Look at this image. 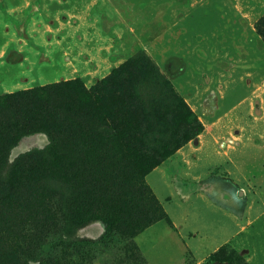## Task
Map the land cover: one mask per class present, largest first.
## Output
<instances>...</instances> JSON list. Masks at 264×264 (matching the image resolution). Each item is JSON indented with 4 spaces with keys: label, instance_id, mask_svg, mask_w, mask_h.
Wrapping results in <instances>:
<instances>
[{
    "label": "rangeland",
    "instance_id": "obj_1",
    "mask_svg": "<svg viewBox=\"0 0 264 264\" xmlns=\"http://www.w3.org/2000/svg\"><path fill=\"white\" fill-rule=\"evenodd\" d=\"M263 16L264 0H0V95L76 78L90 88L129 61L136 83L131 95H115L119 103L132 100L131 108L116 113L131 124L119 159L97 171L73 169L63 185L62 228L57 208L47 211L59 204L55 193L13 211L8 228L3 225L6 237L0 234V250L13 258L0 253V264H264V216L201 261L172 222L185 215L183 196L204 185L182 174L179 153L199 144L198 127L222 128L218 150L245 131L251 146L264 145V123L255 119L262 111L264 35L257 24ZM119 80L120 73L111 82ZM81 133L62 141L71 147L65 159L93 158L75 140ZM50 142L45 132L22 137L0 171L4 186L38 178L54 191L57 185L44 175L52 157L42 153ZM34 152L39 155L14 166ZM202 156L199 150L188 155L194 164ZM157 167L165 168L171 188L160 174H150ZM212 179L230 182L218 167L205 181ZM244 189L236 186L237 206ZM214 190L225 194L224 187ZM126 194L140 211L133 226ZM129 226L136 229L133 237L126 234ZM19 230L31 240L6 249L5 239L18 241Z\"/></svg>",
    "mask_w": 264,
    "mask_h": 264
},
{
    "label": "trees",
    "instance_id": "obj_2",
    "mask_svg": "<svg viewBox=\"0 0 264 264\" xmlns=\"http://www.w3.org/2000/svg\"><path fill=\"white\" fill-rule=\"evenodd\" d=\"M257 27L259 32L264 35V16L259 20ZM134 71V61H129L90 88H87L83 81L76 78L0 95V171L8 162L10 150L17 145L22 137L36 132H45L51 142L42 153L51 156L52 159L46 161L44 175L49 176L50 180H53L57 185L53 191L48 185L36 182L38 178L35 180L33 178L28 184H22V186L18 180L15 184L4 186L0 179V234L3 237H6L3 225L6 224V229L8 228L11 213L29 205L33 198L37 196L41 198L48 192L59 196V204L56 203L55 206L53 203L52 207L49 205L47 211L57 208L58 219L56 220L59 221V227L62 228L63 185L71 180L73 169L97 171L98 168H106L119 159L131 124L120 122L116 118V113H120L127 107L131 108L132 100L129 99L125 104L119 103L115 99V95L117 92L130 94L133 85L136 84L132 81ZM119 73L123 75L124 80L111 82ZM166 84L169 86L168 83ZM169 88L171 89V87ZM134 89L136 91V86ZM133 94L136 98V94L134 92ZM78 131H82V133L80 137L75 138L77 144H80V149L87 151L93 158L86 157L75 160L63 157L69 155L71 147H65L62 141L73 138L72 135ZM202 131L203 127H198L195 136H198ZM179 148L181 146L176 147L173 151H177ZM173 151L165 157L171 156ZM38 155L39 152L26 154L17 160L14 166ZM125 197L129 202L128 212L133 215L130 220V225L133 226L139 217H135V214L140 211L131 195L126 194ZM76 198L78 199L77 196ZM33 206L31 202V207ZM167 218L170 220L168 216ZM47 220L50 221L49 218ZM131 226L128 227L126 234L133 237L136 234V229ZM111 227L112 225H108L106 231H110ZM17 229L24 230V227H17ZM20 230L17 235L18 241L11 243L10 238L5 239L4 244L8 245L5 247L6 249H9V246L17 249L26 240H31L30 237L25 236V233L20 235ZM0 253L4 255V258L8 257L9 260L13 258L11 253L2 249ZM15 258L19 259L20 257L16 255Z\"/></svg>",
    "mask_w": 264,
    "mask_h": 264
},
{
    "label": "crops",
    "instance_id": "obj_3",
    "mask_svg": "<svg viewBox=\"0 0 264 264\" xmlns=\"http://www.w3.org/2000/svg\"><path fill=\"white\" fill-rule=\"evenodd\" d=\"M230 83L231 81L229 86ZM229 90L232 92L230 87ZM258 96L262 111L255 119L264 123V85ZM235 105V103L231 104L233 108L236 107ZM238 119L243 121V117ZM231 120L235 123L236 116H231ZM233 131L235 132V129ZM223 133L219 126L205 128L199 135L198 145L189 143L179 149L185 162L181 173L191 181L203 182L204 185L192 194L183 196V202L179 206L185 215L179 221L173 219L172 222L179 227V233L185 244L199 261L221 246L231 243L264 216V145L251 146L248 141L251 133L245 131L236 135L238 142L229 138L227 147L218 150L216 143ZM233 135L235 136V133ZM195 150H199L204 156L201 164H194L189 160L188 155ZM206 162L208 163L205 165ZM216 167L227 173L230 182L218 183L214 179L205 181ZM154 173L160 174L165 186L171 188L165 168L157 167L150 174ZM237 185L245 188L239 192L245 196L241 206H237L233 199ZM215 186L224 187L225 194L220 195L218 190H214ZM153 190L160 200L154 186Z\"/></svg>",
    "mask_w": 264,
    "mask_h": 264
},
{
    "label": "bare ground",
    "instance_id": "obj_4",
    "mask_svg": "<svg viewBox=\"0 0 264 264\" xmlns=\"http://www.w3.org/2000/svg\"><path fill=\"white\" fill-rule=\"evenodd\" d=\"M152 178V177H151ZM154 178V177H153ZM156 179V178H155ZM155 179L153 180V181H155ZM157 181V180H156ZM155 183V182H154ZM160 186V185H159ZM162 192V191H161ZM161 195H162V193H161ZM162 197H164V195H162Z\"/></svg>",
    "mask_w": 264,
    "mask_h": 264
}]
</instances>
